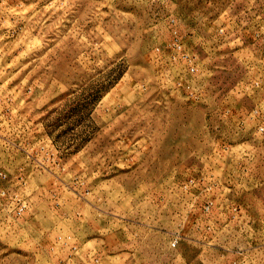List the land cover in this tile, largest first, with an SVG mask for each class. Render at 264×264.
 <instances>
[{"label": "rangeland", "instance_id": "374dc122", "mask_svg": "<svg viewBox=\"0 0 264 264\" xmlns=\"http://www.w3.org/2000/svg\"><path fill=\"white\" fill-rule=\"evenodd\" d=\"M0 264H264V0H0Z\"/></svg>", "mask_w": 264, "mask_h": 264}, {"label": "built area", "instance_id": "2783aa9c", "mask_svg": "<svg viewBox=\"0 0 264 264\" xmlns=\"http://www.w3.org/2000/svg\"><path fill=\"white\" fill-rule=\"evenodd\" d=\"M0 177H6V175H4V174H2V173L0 172Z\"/></svg>", "mask_w": 264, "mask_h": 264}]
</instances>
